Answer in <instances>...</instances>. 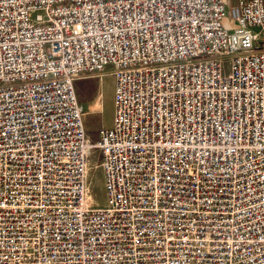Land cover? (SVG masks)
I'll return each instance as SVG.
<instances>
[{
    "label": "built area",
    "instance_id": "2783aa9c",
    "mask_svg": "<svg viewBox=\"0 0 264 264\" xmlns=\"http://www.w3.org/2000/svg\"><path fill=\"white\" fill-rule=\"evenodd\" d=\"M0 264H264V0H0Z\"/></svg>",
    "mask_w": 264,
    "mask_h": 264
},
{
    "label": "rangeland",
    "instance_id": "374dc122",
    "mask_svg": "<svg viewBox=\"0 0 264 264\" xmlns=\"http://www.w3.org/2000/svg\"><path fill=\"white\" fill-rule=\"evenodd\" d=\"M113 86V76L107 70L80 74L74 80L75 93L84 109L83 123L90 141L96 140L99 129L111 125ZM86 176L91 204L102 205L103 176L98 151H92L89 155Z\"/></svg>",
    "mask_w": 264,
    "mask_h": 264
},
{
    "label": "bare ground",
    "instance_id": "6f19581e",
    "mask_svg": "<svg viewBox=\"0 0 264 264\" xmlns=\"http://www.w3.org/2000/svg\"><path fill=\"white\" fill-rule=\"evenodd\" d=\"M103 203H104V201H103Z\"/></svg>",
    "mask_w": 264,
    "mask_h": 264
}]
</instances>
